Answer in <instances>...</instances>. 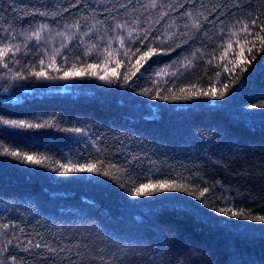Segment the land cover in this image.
<instances>
[{
	"label": "trees",
	"instance_id": "obj_1",
	"mask_svg": "<svg viewBox=\"0 0 264 264\" xmlns=\"http://www.w3.org/2000/svg\"><path fill=\"white\" fill-rule=\"evenodd\" d=\"M261 37L264 0H0V264H264Z\"/></svg>",
	"mask_w": 264,
	"mask_h": 264
},
{
	"label": "snow or ice",
	"instance_id": "obj_2",
	"mask_svg": "<svg viewBox=\"0 0 264 264\" xmlns=\"http://www.w3.org/2000/svg\"><path fill=\"white\" fill-rule=\"evenodd\" d=\"M261 40H264V37L260 38ZM251 49H249L250 51ZM7 51H11V49H8ZM6 54V53H5ZM137 63H139V61H137ZM115 75V73H113ZM40 75H43V73H40ZM66 75H71V73H66ZM76 75H79V73H76ZM165 99L167 97H164ZM179 98V97H176ZM11 123L16 124L19 127H26V128H33V127H42V125H32V124H26L24 122H17V121H12ZM76 131H80L79 129H77ZM14 156H20V153H11ZM23 159L27 160L28 162H32V163H41L42 161L34 156L31 155H26L22 157ZM66 172H89V173H93V172H99L100 169L103 167V165H101L100 167H98L96 164H86V165H80V166H69V165H63L62 166ZM104 175H108V172H104ZM153 191L156 190H161V189H170L173 186L168 184L167 182L162 183V184H158L155 186H151ZM149 188L148 185H142L139 188H136L133 191V195L136 196H140V195H147L149 194V192L147 191V189ZM222 212H225L224 209H221ZM230 210H228V212H226V214H229ZM231 215L233 216H237V215H244L243 213H236V212H230ZM253 219L259 220L261 222H264V217H252Z\"/></svg>",
	"mask_w": 264,
	"mask_h": 264
}]
</instances>
